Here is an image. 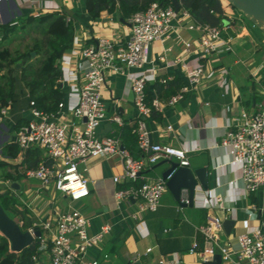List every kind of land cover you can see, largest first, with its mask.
I'll list each match as a JSON object with an SVG mask.
<instances>
[{"label":"crops","instance_id":"0c3cea01","mask_svg":"<svg viewBox=\"0 0 264 264\" xmlns=\"http://www.w3.org/2000/svg\"><path fill=\"white\" fill-rule=\"evenodd\" d=\"M15 1L19 3L20 15L39 14L44 10H55L56 7L66 9L70 13L74 28L72 45L56 61L62 72L59 83L63 94L61 101L65 103V107L77 102L82 83L81 72L86 67L77 57L79 48L93 42L97 37L124 39L130 34L129 17L123 18L118 11L112 13L102 11L98 18L92 19L85 11L84 0ZM223 4L230 24L224 36L231 37L232 50L208 58L206 77L210 78V81L199 89L185 92L176 103L167 104L172 95L166 99L154 97L152 100L157 99L162 104V109L158 111L160 119L155 120L148 116L145 121L148 122L153 143L184 148L188 152L189 167L206 168L208 188L224 194L232 207L229 214L231 218L228 219H232L234 223L228 233L225 230L221 232V238L234 243L237 234L248 231L258 224V220L252 215L251 206L264 207V186L245 195L238 167L231 162L232 150L229 146L220 145L219 142L225 132L222 123L232 125L241 110L251 112L259 105L264 107V27L261 28L254 23L248 25L239 18L240 14L232 16L226 10L227 3ZM177 34L184 40H193L197 36V32L188 30L183 25L179 26L175 21L170 38L150 45L151 61L146 66H154L156 78L160 80H169L177 76L186 84L185 70L179 65L169 64L182 53V43L176 38ZM239 51L246 53V58H241L240 61L249 71V78L252 80L250 90L246 93L232 75L231 67L224 65L223 62L227 53L239 54ZM187 62L194 65L201 60L198 55H191ZM224 68L228 71L224 77L226 83L220 85L217 79L219 76L222 77L220 70ZM153 81L151 77L147 79L149 84ZM28 96L27 89L21 84V90L14 95L7 117L0 122V191L8 190L18 200V209H24L32 222L30 227L41 230L38 224L42 220L53 218L55 214L72 206L88 219L89 234L107 226L101 241L87 249L85 259H100L108 264H127L132 256L138 254L136 264H159L160 258L164 259V264H200L198 256L189 254L188 248L194 240L202 242L197 225L205 222L207 210L202 209L195 199L191 206H179L167 188L154 211L137 213L139 199L127 198L117 201L114 196L116 189L138 186L142 182L141 178L113 182V176L123 173L119 155H98L79 163L78 169L87 179L89 194L77 201L69 199L66 207L55 201V193L49 190L54 188L52 182L42 188L38 180L27 177L26 171L29 169L22 163L25 151L19 149L20 154L11 157L9 151L5 150V145L14 142L17 120L26 121L30 118ZM102 100L107 120L102 122L99 136L115 135L124 121L131 123L132 120L139 118L124 74L106 73ZM247 101L249 104L245 105L244 102ZM113 114L121 118V125L110 120ZM109 123L111 126H108ZM167 125H171L172 129L166 130ZM132 131L134 132V129ZM34 147L37 146L31 148ZM39 149L41 155L48 159L46 152ZM126 149L134 158L143 156L137 146V138L136 146ZM172 162L174 160L159 159L146 167L143 175L161 176ZM5 163L16 164L15 175L10 180L2 177ZM63 197L68 198L64 194ZM133 214L137 217H132ZM17 222L21 225V221ZM147 247H151V250L145 253ZM38 257L43 264L48 263V251H41ZM221 264L231 263L222 260Z\"/></svg>","mask_w":264,"mask_h":264},{"label":"built area","instance_id":"2783aa9c","mask_svg":"<svg viewBox=\"0 0 264 264\" xmlns=\"http://www.w3.org/2000/svg\"><path fill=\"white\" fill-rule=\"evenodd\" d=\"M178 4L179 8L175 11L173 4L163 5L159 1H152L143 10L129 16L128 37H97L93 42L82 45L77 57L86 67L81 72L78 100L72 106L65 107V103L60 101L55 111L47 112L37 108L33 100L28 101L30 118L15 128L13 141L21 151L33 146L43 149L50 162H39L36 167L26 171L27 177L38 180L42 188L52 182L55 190L71 201H77L89 194L87 179L78 169L79 163L93 156L117 154L122 160L123 173L113 176V182L138 178L142 182L138 186L116 189V200L139 199L137 213L156 210L172 171L166 178L145 177L143 171L159 159L174 160L179 166H189V157L184 148L160 143L149 145L145 118L151 110L145 100L144 88L149 77L156 79V69L146 66L151 61L147 60L148 46L170 38L175 21L179 26L197 32L193 40L181 39L178 34L176 36L182 43V53L169 64L179 65L185 70L187 83L168 99L167 104L171 105L181 99L185 92L199 89L210 81L206 77L208 58L232 50L231 37L224 36L230 25L228 20L217 25L202 23L195 20L179 1ZM56 8L51 11L61 12V9ZM191 55H198L201 62L189 64L187 59ZM108 72L124 74L128 80L132 102L139 113L134 132L137 146L143 154L140 158L132 157L118 136H99V128L107 120L102 91ZM227 72L226 68L220 70L222 77L217 79L218 84L226 83L224 77ZM10 106L11 101H8L0 107V122L7 117ZM151 106L156 111L162 109L157 99L152 100ZM110 120L122 124L117 114H113ZM222 126L225 132L219 143L231 148V162L237 165L244 194L248 195L264 186V107L259 105L251 112L241 110L232 125L222 123ZM165 129L169 131L172 127L167 125ZM194 199L208 214L205 222L197 225L202 242L192 241L188 248L189 254L197 255L200 264L212 260L217 253L223 261L231 264H264V207L251 206L252 215L258 224L237 234L233 243L221 238L223 223L214 212L215 208H222L223 218H231L229 214L232 207L226 196L198 184L194 187L192 203ZM178 204H189V190L185 187L179 190ZM132 217L137 216L133 214ZM87 224L88 219L79 210L69 206L53 218L42 220L38 224L41 227L40 235L33 234V227L27 230L33 236V241L38 240V249L48 251L47 264H108L100 259L84 258L87 249L97 245L107 231V226H103L98 232L89 234ZM150 250L151 247H147L144 252ZM32 258L35 263H42L38 256ZM137 260L138 254H135L127 264H136ZM158 263L164 264L165 261L160 258Z\"/></svg>","mask_w":264,"mask_h":264},{"label":"trees","instance_id":"16d2710c","mask_svg":"<svg viewBox=\"0 0 264 264\" xmlns=\"http://www.w3.org/2000/svg\"><path fill=\"white\" fill-rule=\"evenodd\" d=\"M159 1L163 5H172L171 0H84V8L89 17L96 19L102 11L112 13L120 12L123 18H128L133 12L143 10L150 2ZM181 6L189 10L192 17L202 23L217 25L227 20L225 6L234 8L226 0H178ZM18 30L33 36L32 44L27 51L13 56L8 43ZM74 34L73 22L68 10L47 11L39 14H21L8 23L0 24V107L13 102L14 95L21 90V84L28 91V101L33 100L37 108L53 112L62 100L63 94L60 88L59 78L61 69L56 61L63 52L72 45ZM31 52L39 55V65L34 67L31 61ZM19 57V58H18ZM5 71L3 72V70ZM183 80L177 76L172 79L160 80L156 78L151 84H145V100L150 106L151 119L159 120L160 113L151 106L154 97L160 99L169 98L178 92L184 85ZM150 87V88H149ZM255 100V99H253ZM248 105L249 102H244ZM138 119L131 123L123 122L115 135L119 136L121 144L125 148L136 146V135L132 130L136 128ZM19 119L15 128L24 123ZM9 156L15 157L20 154L18 146L13 142L5 145ZM21 156V155H20ZM43 160H49L41 155L38 147L27 149L22 155V163L26 169H31ZM16 164L5 163L3 165V179L14 177ZM18 175V174H17ZM18 200L8 190L0 191V204L6 213L17 221H21L22 230L32 225L30 218L24 209H18ZM38 240L20 252L10 251L7 239L0 234V264H42L35 263L32 256H39ZM40 259V257H39Z\"/></svg>","mask_w":264,"mask_h":264},{"label":"water","instance_id":"95a60500","mask_svg":"<svg viewBox=\"0 0 264 264\" xmlns=\"http://www.w3.org/2000/svg\"><path fill=\"white\" fill-rule=\"evenodd\" d=\"M174 10L179 8L178 0H171ZM235 9L247 16L249 20L255 25L264 27V0H227ZM21 10L17 6L15 0H0V24L8 23L16 16L20 15ZM122 20V18H121ZM151 46L147 49V60L150 59ZM34 52H31L33 54ZM108 126H111L109 123ZM147 131L149 132L148 122H145ZM149 145L153 143L151 133H148ZM123 147V146H122ZM172 171V174L166 180L167 189L173 194L175 200L178 202L179 190L185 187L189 190V206L192 205V197L194 187L200 185L207 188L206 168L199 167L192 169L189 166H179L178 163L172 162L171 165L165 169L161 176H166ZM214 212L222 220L223 228L228 233L233 225L232 219H224V210L222 208H215ZM0 233L7 239L10 251L20 252L22 249L33 243V236L29 230H22L20 224L10 217L0 204ZM35 236L40 235V230L35 227L33 230ZM222 259L220 254H215L212 260L204 264H221Z\"/></svg>","mask_w":264,"mask_h":264},{"label":"rangeland","instance_id":"374dc122","mask_svg":"<svg viewBox=\"0 0 264 264\" xmlns=\"http://www.w3.org/2000/svg\"><path fill=\"white\" fill-rule=\"evenodd\" d=\"M16 3L17 6L19 7V3L17 1ZM226 10H228L232 16H236L237 14H240L239 18L244 20V22L247 23L248 25H252V22L249 20V18L244 14H242L237 9L232 7H227ZM19 16L20 15L16 16L15 18ZM32 39L33 36L31 34L25 33L23 30H18L16 33L13 34L12 40L10 41V43L7 44V46L9 47L13 56H16L29 49V47L32 44ZM224 57H225L223 61L224 65L231 67L230 69L232 75L236 78V81L238 82V84H240L241 89L244 91V93H246L248 90H250V86L252 83V80L249 78V71L240 61L241 58H246V53L241 51H239V54L227 53ZM39 58H40L39 55H36L35 53L31 54V61L34 67H37L39 65V61H38ZM235 60H237V62H234ZM4 71L5 69L3 70V72ZM49 190L50 192L55 193V201L58 204H60V206L62 207L67 206L69 198H64L63 194H61L59 191H56L54 188H49Z\"/></svg>","mask_w":264,"mask_h":264},{"label":"bare ground","instance_id":"6f19581e","mask_svg":"<svg viewBox=\"0 0 264 264\" xmlns=\"http://www.w3.org/2000/svg\"><path fill=\"white\" fill-rule=\"evenodd\" d=\"M227 1V0H226Z\"/></svg>","mask_w":264,"mask_h":264}]
</instances>
